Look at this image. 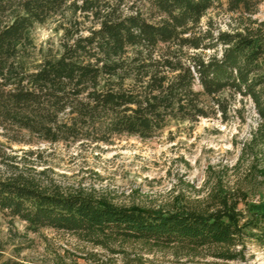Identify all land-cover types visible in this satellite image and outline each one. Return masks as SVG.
Returning <instances> with one entry per match:
<instances>
[{
	"label": "trees",
	"instance_id": "1",
	"mask_svg": "<svg viewBox=\"0 0 264 264\" xmlns=\"http://www.w3.org/2000/svg\"><path fill=\"white\" fill-rule=\"evenodd\" d=\"M262 1L227 0V10L254 15ZM221 2L0 0V129L49 143L149 139L173 122L227 118L240 96L252 102L264 142V22L213 33L202 19ZM55 17L61 51L32 57L34 28ZM0 214L104 247L146 241L217 249L229 260L249 235L264 245V223L231 210L151 212L23 174L0 178ZM0 264L32 263L0 253Z\"/></svg>",
	"mask_w": 264,
	"mask_h": 264
},
{
	"label": "rangeland",
	"instance_id": "2",
	"mask_svg": "<svg viewBox=\"0 0 264 264\" xmlns=\"http://www.w3.org/2000/svg\"><path fill=\"white\" fill-rule=\"evenodd\" d=\"M202 19L213 33L264 22V0L256 14L227 10V0ZM63 20V18H62ZM61 17L33 30L36 49L61 51ZM65 21V19H64ZM227 118L173 122L154 137L116 135L105 143H49L0 129V178L23 174L40 184L82 190L115 205L146 211L231 210L264 223V142L252 102L231 101ZM255 234L256 230L251 231ZM217 258V249H192L146 241L115 240L99 246L76 233L52 228L34 232L18 218L0 214L3 259L32 264H264V245L253 235Z\"/></svg>",
	"mask_w": 264,
	"mask_h": 264
}]
</instances>
